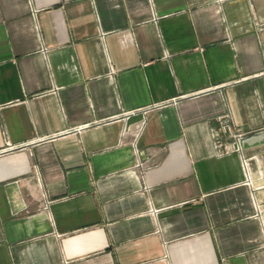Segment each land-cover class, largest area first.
<instances>
[{"label":"crops","instance_id":"0c3cea01","mask_svg":"<svg viewBox=\"0 0 264 264\" xmlns=\"http://www.w3.org/2000/svg\"><path fill=\"white\" fill-rule=\"evenodd\" d=\"M257 131L264 0H0V264H264Z\"/></svg>","mask_w":264,"mask_h":264},{"label":"built area","instance_id":"2783aa9c","mask_svg":"<svg viewBox=\"0 0 264 264\" xmlns=\"http://www.w3.org/2000/svg\"><path fill=\"white\" fill-rule=\"evenodd\" d=\"M161 105H164V104H153L152 106H148V107H144L143 109H141L143 112H147L151 109H153L154 107H158V106H161ZM131 113L133 111H130ZM143 124V121H141L139 127H137V132L135 133L134 135V138L137 137V135L139 134V129H140V126ZM221 144H216V146H220ZM243 167L245 168L246 167V160L243 159ZM246 182H248V176L245 180ZM253 216L258 220V223H259V226H260V229L262 231V234H263V237H264V202H259V203H255L254 205V210H253Z\"/></svg>","mask_w":264,"mask_h":264},{"label":"water","instance_id":"95a60500","mask_svg":"<svg viewBox=\"0 0 264 264\" xmlns=\"http://www.w3.org/2000/svg\"><path fill=\"white\" fill-rule=\"evenodd\" d=\"M264 138V131H257L256 133L242 136V138L238 139V144L236 143L234 146L237 148H244L245 145H253L257 144Z\"/></svg>","mask_w":264,"mask_h":264}]
</instances>
